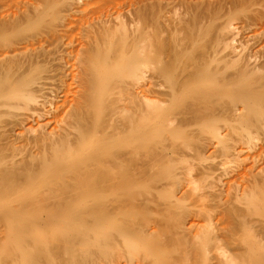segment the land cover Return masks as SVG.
Returning a JSON list of instances; mask_svg holds the SVG:
<instances>
[{"label": "rangeland", "instance_id": "obj_1", "mask_svg": "<svg viewBox=\"0 0 264 264\" xmlns=\"http://www.w3.org/2000/svg\"><path fill=\"white\" fill-rule=\"evenodd\" d=\"M169 1L0 0V58L15 60L13 86L33 77L28 86L35 94L27 104L14 99L0 105V264L224 260L223 233L243 230L233 222L238 211L228 215L227 207L245 206L239 194L252 185L245 193L250 211L240 210L244 219L262 221L257 227L264 231V89L255 91L251 107L239 103L240 116L200 129L141 99V82L158 79L155 63L163 56L138 53L143 20L152 32L155 19L172 6ZM189 2L197 16L217 9L214 21L203 18L210 28H201L199 42L210 43L225 24L234 32L221 46L231 52L230 60L240 64L245 54L264 50V0ZM171 10L175 17L191 15L185 3ZM119 29L123 81L109 79L97 89L92 69L70 55ZM89 75L94 76V125L79 148H48L43 131L71 120L63 110L64 95L81 90ZM4 130L13 141L6 142ZM93 158L100 165L95 171ZM113 158L123 161L116 164ZM100 171H106L104 178H96Z\"/></svg>", "mask_w": 264, "mask_h": 264}, {"label": "bare ground", "instance_id": "obj_2", "mask_svg": "<svg viewBox=\"0 0 264 264\" xmlns=\"http://www.w3.org/2000/svg\"><path fill=\"white\" fill-rule=\"evenodd\" d=\"M171 3L172 6L167 9L169 11L155 19L152 32L148 29L149 23L145 19L143 20L138 53L142 57H152L160 52L163 56L158 58L155 63L158 79L151 76L147 80L145 77L146 81L143 85L141 82V99L153 100L156 112L185 117L190 120V125L194 124L198 129L220 119L240 116L243 111L238 108L239 103L247 101L246 106L251 107L255 91L261 92L264 89V50L259 49L253 53L245 54L243 62L235 63L233 59H229L231 52H224L221 49L227 38L233 39L234 32L230 25L224 24L215 30L210 43L199 42L204 36L201 33V28L206 31L210 28L203 18L208 16L209 22L217 19L216 8L209 9L197 16L191 13L189 0L168 2L169 5ZM184 3L187 14L191 13V15L173 16L171 8ZM83 54L84 58L81 59ZM74 56L76 60L80 57L82 63L86 62L83 69L89 67L92 69L95 74L94 85L97 89L101 85H105L109 79L121 78L123 81V29L108 30L95 46L84 44L80 48L75 47L70 55L71 61ZM14 64L15 60L12 56L0 58V70H3L0 74L5 72L4 76L0 75V105H8L9 101L14 99L20 100L24 104L35 101L33 89L28 86L31 81V84L33 83V77L19 79L17 82L21 83L20 87H15L17 83L13 86L12 81L9 80ZM234 64L236 67L230 70L229 67H233ZM72 66H75L74 62ZM90 76L82 79L81 90L71 91L70 97L65 93L63 110L71 120L58 130L43 131L42 137L48 148L53 150L59 147L79 148L78 146L85 140L86 134L90 132L94 125L91 113L94 76L91 78ZM71 82H74L73 76ZM72 83H68V85ZM110 123L106 120V125ZM175 128L177 126L169 127L170 130ZM7 131H3L6 142L13 141L14 139L6 133ZM30 140L27 138L23 143ZM92 151L96 152L98 149ZM121 153L123 152H120L118 157L121 156ZM165 155L169 159L167 152ZM156 159L157 155L154 160L156 161ZM44 160L45 158L36 163H42ZM113 160L116 164V161L118 164L123 161L121 158L119 160L113 158ZM90 164L94 166L92 171L100 168L94 158ZM7 173H9L7 170L3 172V174ZM105 173L106 171L96 172V178H104ZM255 186L252 185V187ZM252 187H243L239 194L242 204L245 206L239 208L235 202L229 203L227 214L231 215L230 213L238 211L233 215V222L243 230L239 233L237 231L223 233L221 240L228 249V257L223 260L215 256L216 259L211 264H233L235 260L237 263L234 264H259L264 257L260 251L264 248V231L262 232L260 226L257 227L262 224V221H248L244 219V211L241 213L240 210L243 208L250 211L247 204L248 197L245 193H250ZM222 247L221 244L215 245L216 249ZM159 264H171V262L165 261Z\"/></svg>", "mask_w": 264, "mask_h": 264}]
</instances>
